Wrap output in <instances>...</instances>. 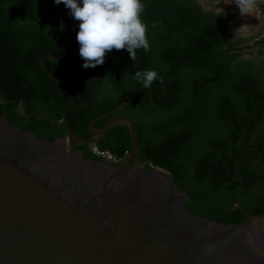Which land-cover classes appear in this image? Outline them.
<instances>
[{"label":"trees","instance_id":"obj_1","mask_svg":"<svg viewBox=\"0 0 264 264\" xmlns=\"http://www.w3.org/2000/svg\"><path fill=\"white\" fill-rule=\"evenodd\" d=\"M142 2L151 50H137L135 61L126 49L107 53L103 65H97L98 78L87 102L67 111L73 134L88 136L93 116L132 95L141 86L134 79L136 71L155 70L163 83L158 79L150 91L143 88L95 126L128 118L135 130L137 162L147 172L156 166L168 172L173 187L186 197L185 209L218 221L243 219L234 204V168L239 150L245 151L240 202L252 216L264 215V68L249 72L240 59L250 48H256L255 55L263 52L264 32L236 38L227 10H202L192 0ZM63 13L70 15V10L54 0H0V113L6 102L7 118L37 138L63 135L62 110L82 100L94 76L89 67L75 83L64 85L38 64L40 57L70 48L59 33ZM155 21L159 26L153 29ZM79 23L71 15L62 19L74 50L61 60H45L47 69L61 78H74L84 64L76 40ZM91 146L118 159L112 164L116 167L128 152L126 127L115 125L96 144L76 149L95 157Z\"/></svg>","mask_w":264,"mask_h":264},{"label":"water","instance_id":"obj_2","mask_svg":"<svg viewBox=\"0 0 264 264\" xmlns=\"http://www.w3.org/2000/svg\"><path fill=\"white\" fill-rule=\"evenodd\" d=\"M68 18L60 15L59 33L70 48L38 59L45 74L64 85L80 78L83 65L74 78H61L47 69L45 60L73 52V41L62 29V19ZM93 69L86 95L61 112L62 136L37 138L31 129L20 130L2 102L0 264H264V215L252 216L240 202L245 180L239 169L247 153L239 150L234 168V204L242 221L213 220L185 209L186 197L173 187L168 172L157 166L147 172L137 162L135 130L128 118L95 126L131 101L142 85L93 116L88 136L73 134L67 111L89 99L98 78L97 66ZM115 125L126 127L129 146L116 167L108 158L84 157L76 149L96 144Z\"/></svg>","mask_w":264,"mask_h":264},{"label":"clouds","instance_id":"obj_3","mask_svg":"<svg viewBox=\"0 0 264 264\" xmlns=\"http://www.w3.org/2000/svg\"><path fill=\"white\" fill-rule=\"evenodd\" d=\"M233 0H225L232 3ZM241 15H254L258 0H234ZM56 5L63 3L70 10V15L79 21L76 40L79 44V55L83 59L85 69L103 65L108 52L113 49H126L132 61L136 60L137 50H151L148 40V25L141 15L145 10L142 0H54ZM222 12V10L220 9ZM159 26L155 21L152 28ZM245 25L236 30L247 35ZM134 79L144 89L150 88L159 79L164 78L155 70L136 71Z\"/></svg>","mask_w":264,"mask_h":264},{"label":"rangeland","instance_id":"obj_4","mask_svg":"<svg viewBox=\"0 0 264 264\" xmlns=\"http://www.w3.org/2000/svg\"><path fill=\"white\" fill-rule=\"evenodd\" d=\"M197 5L202 10H210V11H218L223 8L224 1L223 0H196ZM233 4V2L231 3ZM228 6V4H226ZM230 16V30L232 33H234L236 36L241 37L242 39H248V38H256L260 36L263 32V28L261 25H264L263 20L259 19L258 16L250 15L249 19V27L246 29L247 35H242L240 32L236 33V30L239 29L242 26H245V23L242 24L241 17H240V10L238 6L236 5V9L231 7L228 12ZM250 41H247L249 43ZM255 49L256 48H250L246 55L247 58H252L254 63H256L257 67L264 68V49L263 52L260 55H255Z\"/></svg>","mask_w":264,"mask_h":264},{"label":"crops","instance_id":"obj_5","mask_svg":"<svg viewBox=\"0 0 264 264\" xmlns=\"http://www.w3.org/2000/svg\"><path fill=\"white\" fill-rule=\"evenodd\" d=\"M223 1H224V6H223V8L221 10H227L229 12V9L231 7H233L234 9H236V4H235L234 0H233V4H231V3H225V0H223ZM226 4H228V6H226ZM218 11H220V10H218ZM214 12H216V11H214ZM254 14H256L258 17H259V14H260L261 17H259V19L260 20L262 19L263 22H264V0H258L257 10H256V12ZM250 15L251 14H249V15H243L242 16L241 13H240V17H241L242 24L245 23V25L249 26V23L248 22H249V19H250ZM230 23H231V20H230ZM261 26H264V25H261ZM233 35L236 38H241V37L236 36L234 33H233Z\"/></svg>","mask_w":264,"mask_h":264},{"label":"built area","instance_id":"obj_6","mask_svg":"<svg viewBox=\"0 0 264 264\" xmlns=\"http://www.w3.org/2000/svg\"><path fill=\"white\" fill-rule=\"evenodd\" d=\"M254 15L257 16L256 14H254ZM262 28H263V32H264V26H262ZM263 32H262V34H263ZM90 152L97 158H108L109 161L111 162V164H116L118 162V159L111 156L108 152L99 151V150L95 149L93 146L90 147Z\"/></svg>","mask_w":264,"mask_h":264},{"label":"flooded vegetation","instance_id":"obj_7","mask_svg":"<svg viewBox=\"0 0 264 264\" xmlns=\"http://www.w3.org/2000/svg\"><path fill=\"white\" fill-rule=\"evenodd\" d=\"M192 1H193V3H195L197 5L196 0H192ZM246 55L247 54L244 53L243 55L240 56V59L241 60H244L247 63V69H248V71L249 72H252V71H254L257 68V65H256V63H254V61H253L252 58H247ZM159 105H162V104L161 103L154 104V106H156V107L159 106Z\"/></svg>","mask_w":264,"mask_h":264}]
</instances>
